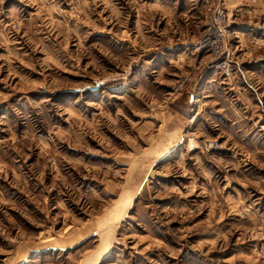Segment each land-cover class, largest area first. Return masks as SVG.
Returning <instances> with one entry per match:
<instances>
[{
  "label": "rangeland",
  "instance_id": "1",
  "mask_svg": "<svg viewBox=\"0 0 264 264\" xmlns=\"http://www.w3.org/2000/svg\"><path fill=\"white\" fill-rule=\"evenodd\" d=\"M0 264H264V0H0Z\"/></svg>",
  "mask_w": 264,
  "mask_h": 264
},
{
  "label": "built area",
  "instance_id": "2",
  "mask_svg": "<svg viewBox=\"0 0 264 264\" xmlns=\"http://www.w3.org/2000/svg\"><path fill=\"white\" fill-rule=\"evenodd\" d=\"M221 21H222V18H221V17H218V19H215V20L213 21V23H212V27H213L214 30H213V32H212V36H210V37L208 38L209 42L212 41V40H214V39H216L217 37L220 36L219 30H216L215 27H218V26L220 25Z\"/></svg>",
  "mask_w": 264,
  "mask_h": 264
},
{
  "label": "bare ground",
  "instance_id": "3",
  "mask_svg": "<svg viewBox=\"0 0 264 264\" xmlns=\"http://www.w3.org/2000/svg\"><path fill=\"white\" fill-rule=\"evenodd\" d=\"M191 143H192V142H191ZM191 143H190V144H191ZM192 146H193V145H192ZM192 146H191V147H192Z\"/></svg>",
  "mask_w": 264,
  "mask_h": 264
}]
</instances>
